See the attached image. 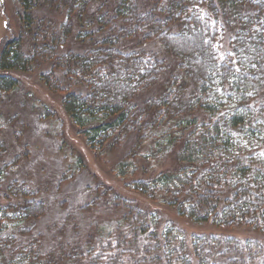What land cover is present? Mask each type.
Masks as SVG:
<instances>
[{
    "label": "trees",
    "instance_id": "1",
    "mask_svg": "<svg viewBox=\"0 0 264 264\" xmlns=\"http://www.w3.org/2000/svg\"><path fill=\"white\" fill-rule=\"evenodd\" d=\"M17 1L33 47L27 56L21 40H12L2 50L0 73L30 71L50 62L52 70L40 78L50 91L64 92L67 81L86 87L84 96L67 92L62 105L82 128L90 148L113 145L118 132L135 133L139 142L147 129L161 135L155 142L158 152L177 146L178 167L133 184L139 193L148 199L167 198L178 216L196 223L210 222L221 229L245 226L264 233V0H144L148 10L138 9L137 0H108L115 3V18L128 28L121 33L129 37L145 31V40L156 37L183 74L182 83L174 79L171 84L177 86L175 91L148 99L141 109L133 102L156 82L161 61L141 53H119L116 39L109 35L82 54H59L74 33L72 24L36 23L31 15L47 7L81 18L98 0ZM103 1L106 4L99 0ZM98 18L82 25L75 38L92 43L91 33L84 30L95 24L101 31L112 27L106 15ZM173 25L176 33L168 29ZM224 30L230 33L231 49L227 60L219 61L214 43ZM16 86L15 79L0 74V96ZM196 113L208 120L200 122ZM130 122L135 125L130 127ZM132 166L131 161L120 164V173L127 174ZM41 214L42 206L31 201L0 206V256L7 253L9 264H123L116 251L105 256V247L95 253L73 250L74 258L62 262H55L52 254L40 259L35 244H17L7 233L10 219L24 222ZM147 229L142 223L139 234ZM160 239L162 260H155L164 264L264 263V250L251 240L208 235L184 242L180 232L171 229ZM133 244L131 240L125 245L134 248Z\"/></svg>",
    "mask_w": 264,
    "mask_h": 264
},
{
    "label": "rangeland",
    "instance_id": "2",
    "mask_svg": "<svg viewBox=\"0 0 264 264\" xmlns=\"http://www.w3.org/2000/svg\"><path fill=\"white\" fill-rule=\"evenodd\" d=\"M137 2L138 9H149L144 6V0ZM104 3L92 1L81 18L47 7L34 9L31 15L36 23L72 24L74 33L60 48L59 54H82L94 49L97 41L109 35L116 39L117 52L141 53L161 61L156 82L137 94L133 102L137 109L168 89L175 91L177 86L171 87L173 80L178 79L177 84L183 80L177 61L165 52L156 37L145 40V31L129 37L128 32L121 33V29L128 28L113 15L114 1ZM103 15H106V21H112L111 28L101 31L95 24L84 30L91 33L92 43L81 40L80 36L75 38L82 25L98 21ZM23 21V10L17 0H0V59L3 48L16 39L21 40L24 55L31 53L32 35ZM168 29L170 33L178 30L174 25ZM214 48L219 61L227 60L231 49L228 31L219 33ZM51 70V63L43 62L30 71L0 73L17 81L14 90L0 96V206L22 205L28 201L42 206V214L37 219L9 220L7 233L17 244L33 243L40 259L52 254L55 262L74 258L73 250L95 253L105 247V256L116 251L123 264H164L155 259L162 260L158 250L162 247L160 238L171 229L180 232L184 242H189L192 236L221 235L254 241L264 250V233L260 231L245 226L221 229L210 222L196 223L178 216L165 202L167 198L148 199L139 193L133 184L149 181L178 167L177 146L164 147L158 152L155 142L161 140V135L147 129L142 132L139 142L135 133L118 132L113 145L90 148L82 128L70 120L62 105L67 92L84 96L86 87L67 81L66 85L63 83L64 92H52L40 79ZM54 71L62 80L61 72ZM187 92L189 88H186ZM196 116L200 122L208 120L201 113ZM134 125L129 124L130 127ZM130 161L133 170L122 175L120 164ZM142 223L148 229L139 234ZM154 238L158 240L157 244ZM131 240L135 241L134 248L125 245ZM186 253L189 254V250ZM9 259L7 253L3 254L0 264H9Z\"/></svg>",
    "mask_w": 264,
    "mask_h": 264
},
{
    "label": "snow or ice",
    "instance_id": "3",
    "mask_svg": "<svg viewBox=\"0 0 264 264\" xmlns=\"http://www.w3.org/2000/svg\"><path fill=\"white\" fill-rule=\"evenodd\" d=\"M205 43H207V41H205ZM218 47H222V45H218ZM233 63H235V61H233ZM252 66L255 67V65H252ZM235 72H236V73H239V72H240V68L237 67V68L235 69ZM229 83H231V82H229ZM217 90L219 91V89H217ZM248 95L250 96V95H252V93L249 92ZM261 155L264 156V153H261Z\"/></svg>",
    "mask_w": 264,
    "mask_h": 264
}]
</instances>
